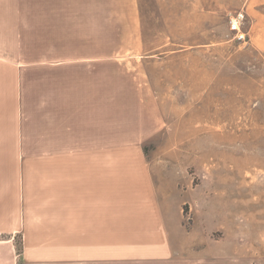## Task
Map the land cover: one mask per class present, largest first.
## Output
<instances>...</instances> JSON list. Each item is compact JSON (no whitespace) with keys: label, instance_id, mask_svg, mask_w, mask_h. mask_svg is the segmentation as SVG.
I'll return each mask as SVG.
<instances>
[{"label":"rangeland","instance_id":"obj_1","mask_svg":"<svg viewBox=\"0 0 264 264\" xmlns=\"http://www.w3.org/2000/svg\"><path fill=\"white\" fill-rule=\"evenodd\" d=\"M137 5L139 46L95 64L110 103L89 112L81 136L111 152L113 176L135 178L125 185L137 199L158 201L176 261L264 264V51L229 30L245 0ZM115 243L130 250L135 240Z\"/></svg>","mask_w":264,"mask_h":264},{"label":"crops","instance_id":"obj_2","mask_svg":"<svg viewBox=\"0 0 264 264\" xmlns=\"http://www.w3.org/2000/svg\"><path fill=\"white\" fill-rule=\"evenodd\" d=\"M243 7L264 51V0ZM139 26L137 0H0V264H191L176 261L158 201L137 199L135 178L113 176L111 152L79 130L110 103L95 64L138 47Z\"/></svg>","mask_w":264,"mask_h":264},{"label":"built area","instance_id":"obj_3","mask_svg":"<svg viewBox=\"0 0 264 264\" xmlns=\"http://www.w3.org/2000/svg\"><path fill=\"white\" fill-rule=\"evenodd\" d=\"M244 22L243 13H238L233 16L229 21V30L234 34V38L244 43L246 41V34L242 31L241 24Z\"/></svg>","mask_w":264,"mask_h":264},{"label":"trees","instance_id":"obj_4","mask_svg":"<svg viewBox=\"0 0 264 264\" xmlns=\"http://www.w3.org/2000/svg\"><path fill=\"white\" fill-rule=\"evenodd\" d=\"M20 250H21V247L19 246V247H17V253H19L20 252Z\"/></svg>","mask_w":264,"mask_h":264}]
</instances>
